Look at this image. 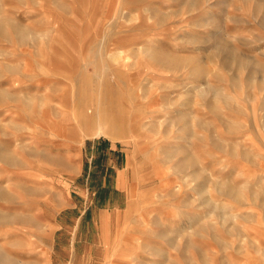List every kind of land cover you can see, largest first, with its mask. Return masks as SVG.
<instances>
[{
    "label": "rangeland",
    "instance_id": "374dc122",
    "mask_svg": "<svg viewBox=\"0 0 264 264\" xmlns=\"http://www.w3.org/2000/svg\"><path fill=\"white\" fill-rule=\"evenodd\" d=\"M0 10V264H264V0Z\"/></svg>",
    "mask_w": 264,
    "mask_h": 264
},
{
    "label": "bare ground",
    "instance_id": "6f19581e",
    "mask_svg": "<svg viewBox=\"0 0 264 264\" xmlns=\"http://www.w3.org/2000/svg\"><path fill=\"white\" fill-rule=\"evenodd\" d=\"M3 14L4 13L0 10V31L3 30L2 27H3V25L6 24L5 18H1V16ZM67 61L68 62H66V64L63 65V66L53 65V67H51V68L44 69L42 71V75H40L39 83H41V84H46L47 83L48 84L49 81H53L54 80L55 75H57V74L58 75L62 74L64 76H69L70 75V73H69L70 71H69V69L67 67L70 65V61L69 60H67ZM45 76H47V77H45ZM7 99H12L15 102H17L16 100L18 98L14 97V96H11L10 94H7V93L0 94V103L5 102ZM1 112H3V109H0V114H1ZM133 123H134V125L136 123L137 124L139 123V121H138V119L136 117H133ZM145 123H147V122H144V123L142 122L141 126H144ZM109 124L110 123H108V121L106 119L99 118L98 120H94L93 126H92L94 135L95 136H107V137H109L111 139H114V140L118 139V136L115 133L114 125L112 124L109 127ZM4 157H5L4 158L5 160H10V161L12 160L9 155H4ZM1 196H2V194H1ZM30 253H32V251L29 249L26 254H30ZM6 261H7L6 263H9L10 262L9 258H7Z\"/></svg>",
    "mask_w": 264,
    "mask_h": 264
}]
</instances>
